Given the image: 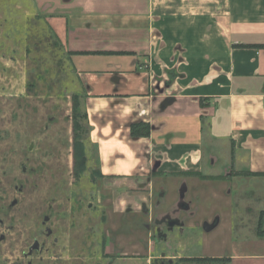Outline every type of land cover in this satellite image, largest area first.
<instances>
[{
	"label": "rangeland",
	"instance_id": "374dc122",
	"mask_svg": "<svg viewBox=\"0 0 264 264\" xmlns=\"http://www.w3.org/2000/svg\"><path fill=\"white\" fill-rule=\"evenodd\" d=\"M34 8L0 0V264H230L258 250L264 176L209 135L202 174L156 176L147 216L115 210L79 77Z\"/></svg>",
	"mask_w": 264,
	"mask_h": 264
},
{
	"label": "crops",
	"instance_id": "0c3cea01",
	"mask_svg": "<svg viewBox=\"0 0 264 264\" xmlns=\"http://www.w3.org/2000/svg\"><path fill=\"white\" fill-rule=\"evenodd\" d=\"M34 9L79 77L117 212L145 215L158 175L202 174L207 135L230 145L237 168L264 176V47L241 48L264 46V0H35ZM139 123L148 136H132ZM248 244L258 250L230 264H264V238Z\"/></svg>",
	"mask_w": 264,
	"mask_h": 264
},
{
	"label": "trees",
	"instance_id": "16d2710c",
	"mask_svg": "<svg viewBox=\"0 0 264 264\" xmlns=\"http://www.w3.org/2000/svg\"><path fill=\"white\" fill-rule=\"evenodd\" d=\"M56 37V36H55ZM264 46H254V45H242L241 48H262ZM71 55V54H70ZM75 103H74V112H75V116H74V120H75V124H74V131H75V137H78L79 132H83V127L80 125V123L78 121H76L77 117L80 115V113H78V105L76 103L77 98L74 97ZM81 116V115H80ZM82 118H86L87 119V114L85 113V115H82ZM203 125L205 126V128L209 127V123H206V121H203ZM150 132V127L149 125L145 124V123H139V124H134L131 127V134L133 137H139V136H148ZM90 135V129L88 130V136ZM79 150V148H78ZM80 155L83 156V149L80 150ZM82 169H83V165H82ZM264 236V234L262 235ZM181 262H188V263H197V264H202L205 262H213V263H225L226 261L223 259H217V258H212V259H206V258H188V259H180ZM228 262H230V259H228ZM160 263V262H159ZM153 264H157L156 260L155 262H153Z\"/></svg>",
	"mask_w": 264,
	"mask_h": 264
},
{
	"label": "flooded vegetation",
	"instance_id": "af4514ba",
	"mask_svg": "<svg viewBox=\"0 0 264 264\" xmlns=\"http://www.w3.org/2000/svg\"><path fill=\"white\" fill-rule=\"evenodd\" d=\"M149 214V211H147V212H145V215L147 216ZM146 227H148V226H146ZM170 227H179V226H176V225H174V226H170ZM183 227V226H182ZM185 227V226H184ZM31 252H33V251H31ZM158 260H160V259H158ZM180 260V259H179ZM161 264H164V263H161Z\"/></svg>",
	"mask_w": 264,
	"mask_h": 264
}]
</instances>
